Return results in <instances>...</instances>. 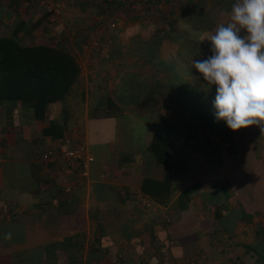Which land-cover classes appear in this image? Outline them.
Segmentation results:
<instances>
[{
    "label": "crops",
    "instance_id": "0c3cea01",
    "mask_svg": "<svg viewBox=\"0 0 264 264\" xmlns=\"http://www.w3.org/2000/svg\"><path fill=\"white\" fill-rule=\"evenodd\" d=\"M58 1L63 18L53 23L39 0L0 4V36L62 47L80 68L69 92L42 117L30 101L0 100V264H264V136H258L259 173L224 170L221 142L213 146L221 166L201 158L183 165L173 136L185 119L179 112L169 117L168 101L155 106L160 100L151 94L163 90L151 86L145 98L125 104L113 95L121 93V81L147 75L134 61L151 60L124 49L147 43L137 25L160 5ZM185 2L202 14L193 8L195 29L207 31L197 25L213 19L217 0ZM109 21L116 27L108 28ZM165 54L156 65L163 74L170 71ZM154 135L169 143L166 163L149 148ZM78 145L93 157L86 175L59 156L48 163L39 158L46 149Z\"/></svg>",
    "mask_w": 264,
    "mask_h": 264
},
{
    "label": "rangeland",
    "instance_id": "374dc122",
    "mask_svg": "<svg viewBox=\"0 0 264 264\" xmlns=\"http://www.w3.org/2000/svg\"><path fill=\"white\" fill-rule=\"evenodd\" d=\"M210 1L202 0L204 6L207 2L209 4ZM157 5L160 6H154L153 9L157 7L161 11L150 13L152 18L148 19L150 22L148 21L147 24L137 25L138 35H141L147 43L144 42L145 44L138 49H136L134 43L130 44L131 47L125 45L126 48L124 49V53L133 54L132 57L139 55L149 59L148 61L151 60L150 63H142L138 59L134 61L135 68H139L137 65L142 64L140 68L147 75L127 78L121 81L123 83V88H120L121 93L116 92L113 95L119 102L125 104L128 101L141 100L143 95L145 98L146 93L150 94V89L152 88L163 90L162 93L153 91L151 94L154 98L160 100L155 106L157 108L161 106L162 100L164 102L168 101L171 105V109L167 110L170 111L169 117L177 119L179 116L185 119L184 127L182 126L183 130L179 133L180 136H173L176 137L173 143L174 153L184 156L185 162H183V165H194L201 158L202 161H207V163H212L213 161V165L221 166V151L213 147L221 142L225 145L222 148V153H226L228 157L231 155V157H227V160L225 159L224 170L234 167L242 168L243 171L247 170L251 173H259L257 155L261 150V144L258 136H264V133L261 132L260 127L257 125L233 131L227 126L226 121H216L213 107L216 86H209L203 80V76L192 67L193 60L206 59L212 55L210 43L207 40L202 41L209 31L199 32L200 29H195L194 20L196 18L189 13H183L185 8L190 7L189 2L186 3L185 0H175V3L171 2L169 4V2H166ZM193 7L198 10L197 6ZM184 16L187 19L185 23L182 22ZM191 18H193V23ZM171 20L175 21L176 29L173 31L165 29L164 37L159 42L155 39L159 28H166L165 25H169ZM199 23L197 26L200 25ZM203 23L206 22L203 21ZM175 33L180 34V36ZM149 40L152 43H149ZM154 40H157V43H153ZM129 48L132 49L130 50ZM106 49L109 52L112 51L111 48H105V51ZM165 53H168V58L171 59L168 65L170 71L167 70L163 74L161 72L163 69L157 68L156 65L160 63V61H157L158 59L165 58ZM151 86L154 87L151 88ZM147 87L148 92H145ZM160 110L162 109H155L154 113ZM137 111L141 113L146 110L143 109L141 111V109H138ZM127 112L133 114L134 109H127ZM177 112H179L178 116ZM163 129H165L163 133H171L173 131L172 127L169 129L170 131L165 127ZM243 150H245L244 155L241 153ZM213 155L215 156L213 157ZM201 160L199 161L201 162Z\"/></svg>",
    "mask_w": 264,
    "mask_h": 264
},
{
    "label": "clouds",
    "instance_id": "9594fccd",
    "mask_svg": "<svg viewBox=\"0 0 264 264\" xmlns=\"http://www.w3.org/2000/svg\"><path fill=\"white\" fill-rule=\"evenodd\" d=\"M204 40L212 55L193 60L192 67L216 86V121L233 131L257 125L264 133V0H236L229 22Z\"/></svg>",
    "mask_w": 264,
    "mask_h": 264
},
{
    "label": "trees",
    "instance_id": "16d2710c",
    "mask_svg": "<svg viewBox=\"0 0 264 264\" xmlns=\"http://www.w3.org/2000/svg\"><path fill=\"white\" fill-rule=\"evenodd\" d=\"M225 1L217 0L218 12L212 9L211 12H216L207 23L200 20L201 28L212 33L217 25L229 22L232 4L230 0L228 5ZM107 2L112 4L111 1ZM171 2L175 3V0ZM190 8L189 14L192 15L195 8ZM195 14L202 17L197 9ZM218 17L221 21L217 23ZM191 21L193 23V18ZM174 22L169 21L166 28L160 27L155 39L160 42L165 29L175 30ZM79 70L75 58L62 47L49 44L23 45L15 37L0 36V100L30 101L35 117H42L49 104L65 97L76 81ZM149 148L159 161L166 163L167 158L171 157L169 143L160 136L152 137Z\"/></svg>",
    "mask_w": 264,
    "mask_h": 264
},
{
    "label": "built area",
    "instance_id": "2783aa9c",
    "mask_svg": "<svg viewBox=\"0 0 264 264\" xmlns=\"http://www.w3.org/2000/svg\"><path fill=\"white\" fill-rule=\"evenodd\" d=\"M5 0H0V4L4 3ZM30 1V0H23ZM111 1L112 0H108ZM133 5L148 4L157 5L161 3L171 2L172 0H127ZM39 5L42 10L48 15L47 20L50 22H55L61 20L63 8L58 0H39ZM116 21H109L108 28H115ZM93 45L98 46V41L93 42ZM61 157L68 166H76L80 171L81 175H86L89 164L93 161V157L89 155L86 148L83 145H78L75 147H62L59 151L54 149L44 150L39 158L42 162L48 163L54 161L57 157Z\"/></svg>",
    "mask_w": 264,
    "mask_h": 264
}]
</instances>
